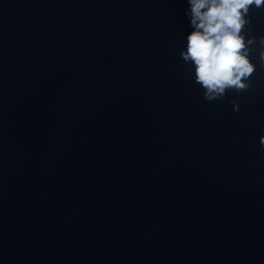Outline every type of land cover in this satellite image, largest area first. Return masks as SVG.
<instances>
[{"label": "water", "instance_id": "water-1", "mask_svg": "<svg viewBox=\"0 0 264 264\" xmlns=\"http://www.w3.org/2000/svg\"><path fill=\"white\" fill-rule=\"evenodd\" d=\"M189 10L0 0V264H264L261 46L208 101Z\"/></svg>", "mask_w": 264, "mask_h": 264}, {"label": "clouds", "instance_id": "clouds-1", "mask_svg": "<svg viewBox=\"0 0 264 264\" xmlns=\"http://www.w3.org/2000/svg\"><path fill=\"white\" fill-rule=\"evenodd\" d=\"M186 15L194 31L187 37L186 48L180 55L192 66L195 82L204 89L208 101L222 99L228 91L242 92L255 65L250 62L253 45L261 46L259 58L264 62V36H247L242 30L251 24L250 6L264 8V0H188ZM234 111L236 100L230 101ZM264 146V136L260 138Z\"/></svg>", "mask_w": 264, "mask_h": 264}]
</instances>
